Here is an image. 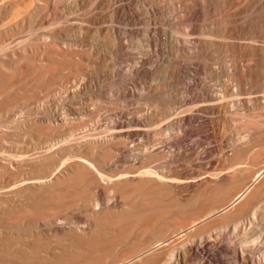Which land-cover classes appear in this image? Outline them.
<instances>
[{"label": "rangeland", "instance_id": "obj_1", "mask_svg": "<svg viewBox=\"0 0 264 264\" xmlns=\"http://www.w3.org/2000/svg\"><path fill=\"white\" fill-rule=\"evenodd\" d=\"M194 1L0 0V264H71L68 259L75 256L95 259L92 264H139L132 258L140 250L185 226L190 213L222 206L263 171L264 0H201L198 14ZM193 37L206 40L198 47ZM204 92L211 94L212 106L217 104L203 114L207 123L182 120L181 115H192L194 96ZM255 93L259 102L230 103ZM132 117L144 124L143 134L118 133V125L128 129ZM83 157L90 167L78 163ZM144 163L173 175H207V182L190 183L185 190L188 208L205 209L179 210L160 227L122 222V211L143 202L144 185L107 178ZM87 172H99L105 188L107 198L96 210L98 188L89 186ZM26 176L44 180V186L7 193L14 179L30 181ZM260 181L235 214L255 217L248 223L233 231L235 216L215 213L198 224L204 230L197 225L198 231L172 241L182 245L194 232L212 230L221 255L212 264H241L224 244L238 249L243 244L252 255L264 208ZM55 227L63 229L50 236L48 229ZM198 258L177 261L207 264Z\"/></svg>", "mask_w": 264, "mask_h": 264}, {"label": "bare ground", "instance_id": "obj_2", "mask_svg": "<svg viewBox=\"0 0 264 264\" xmlns=\"http://www.w3.org/2000/svg\"><path fill=\"white\" fill-rule=\"evenodd\" d=\"M194 1V0H193ZM208 1V0H207ZM203 2V1H202ZM202 2H201V0L199 1V0H195L194 1V5H195V8H196V10H195V12H196V14H198L199 13V11L201 10V9H199V7L202 5ZM209 3V2H208ZM193 4V3H192ZM221 4V3H220ZM213 5V4H212ZM218 5V4H217ZM202 6H204V5H202ZM208 6V5H207ZM214 6V5H213ZM223 7H224V5H223ZM202 8V7H201ZM210 8V7H209ZM194 9V8H193ZM204 10V9H203ZM195 14V13H194ZM192 38V37H191ZM194 38V37H193ZM198 38V37H197ZM195 39V38H194ZM203 39V38H202ZM209 39V38H208ZM206 40V39H205ZM205 40H204V42H205ZM211 40V39H210ZM204 42L202 41V40H199V39H195L194 41H193V43H194V45L195 46H198V45H200V44H204ZM175 43V42H174ZM212 43V42H211ZM222 44V43H221ZM220 44V45H221ZM208 45V44H207ZM211 45V44H210ZM223 45H224V42H223ZM255 45V44H254ZM199 47V46H198ZM263 47H264V45H263ZM22 48V47H21ZM202 49V48H201ZM24 51V50H23ZM63 51V50H62ZM14 52V51H13ZM12 52V53H13ZM132 68V67H131ZM194 69V68H193ZM132 72L133 73H135V74H139V70H137V67H133L132 68ZM131 72V73H132ZM195 73V72H194ZM137 74V75H138ZM196 81V80H195ZM195 81H193V82H195ZM192 83V82H191ZM194 85H195V83H193ZM196 84H197V82H196ZM131 91V90H130ZM133 91V90H132ZM127 92H129V91H127ZM130 93V92H129ZM205 93V92H204ZM203 93V95H196V96H194V98L195 99H193L194 101H195V103H194V105H193V107H192V115L191 116H182L181 115V119L183 120V119H185L186 121H189L190 122V120L192 119L193 121H195V122H198V124L200 123V122H202V123H205V121H206V117L207 116H204L203 114L204 113H208V111H210L211 109H213V107H214V105H217V104H214L213 106H212V104H211V102H210V99H211V94L210 93H205L204 94ZM132 94V93H131ZM209 94H210V97H209ZM213 94V93H212ZM215 98V97H214ZM260 101V94H258V93H255V94H246V95H242V96H240L237 100L235 99H233V100H231L230 101V103L232 104H236V103H242V104H244V105H248V104H250V103H253V102H259ZM213 103V102H212ZM215 103V102H214ZM239 104V105H240ZM216 109V108H215ZM213 111V110H212ZM211 112V111H210ZM130 117V116H129ZM138 117V116H137ZM179 119V118H178ZM181 120V121H182ZM131 125H129V128L128 129H126V128H123V126H121V125H118V128H117V132L118 133H120V134H129L130 136L131 135H138V134H143V131H144V124L139 120V119H134L133 117L131 118ZM207 123V122H206ZM205 123V124H206ZM114 124H116V123H114ZM199 125H201V124H199ZM116 126V125H115ZM179 126V125H178ZM179 129V128H178ZM114 130H116V129H114ZM192 130H193V128H192ZM192 130H189V131H192ZM185 132V131H184ZM187 133V132H186ZM154 135V134H153ZM185 136V135H184ZM117 138H119V137H117ZM183 138V137H182ZM111 139V138H110ZM114 139V138H113ZM184 139V138H183ZM103 141V140H102ZM178 141V140H177ZM87 142V141H86ZM85 142V143H86ZM100 143H101V141H99ZM104 142V141H103ZM88 143V142H87ZM105 143V142H104ZM177 143V142H176ZM80 144V143H79ZM115 144H116V142H115ZM182 144V143H181ZM101 145V144H100ZM106 145H108V144H106ZM105 145V146H106ZM117 145V144H116ZM80 146V148H81V146H85V145H79ZM110 146V145H109ZM108 146V147H109ZM185 146V145H184ZM87 147V146H86ZM107 147V148H108ZM114 147V146H113ZM104 148H106V147H104ZM111 148V147H110ZM116 148V147H115ZM121 148V147H120ZM124 149V147L122 148V149H120V150H122V151H124L123 150ZM85 150H87V148H85ZM119 150V149H118ZM122 151H120V152H122ZM140 157V156H139ZM88 158V157H87ZM7 161H8V159H6ZM16 160V159H15ZM89 160V159H88ZM3 162H4V160H2ZM13 161V160H12ZM24 161V160H23ZM28 161V160H27ZM78 161V163H79V161L80 162H87L88 163V161H86V157H83L82 159H78L77 160ZM90 161V160H89ZM16 162V161H15ZM19 162V161H18ZM26 162V161H25ZM10 163V162H9ZM81 163V164H82ZM83 163V164H84ZM140 163H142V162H140ZM148 163V162H147ZM14 164V163H13ZM8 165V164H7ZM78 165V164H77ZM137 165V164H136ZM4 166H5V164H4ZM10 166V165H9ZM8 166V167H9ZM11 166H13V165H11ZM90 167V165H89V163H88V165H86V167ZM70 167V166H69ZM74 167H76V165L74 166ZM85 167V166H84ZM83 167V168H84ZM72 168V167H71ZM133 169H129V170H123V171H118L117 173H114V174H111V176L110 177H106L107 178V181L108 182H116L117 183V181H119L120 179H124L123 181H127V180H130V179H133V180H136V182H137V184L138 183H141V184H143L144 185V189L145 190H143L144 191V193H143V202H139V201H137L138 203H133L134 202V200H133V202L132 201H130V202H132L131 204H134L131 208H127L128 210L129 209H131L130 211H128L127 209V211L125 212V211H122V217H123V219H122V222H124V223H128V224H133V225H135L137 228H138V226L139 227H141L142 228V226L145 228V227H149V226H154V225H158V227H160L161 226V224H164V221H165V219L167 218V219H169L168 217H171L170 219H172V218H174V216H176V215H178L177 214V211H179V210H182V209H185V208H188V206L189 207H191L190 206V204L187 206V201H188V196L186 195L187 193H185V190H187V187H186V185H190V183H193L194 184V182H207L206 180H208L209 178L207 177V175H203V174H196V175H193V176H179V175H173V173L171 172V171H168V172H160V171H158V170H156V169H151V168H149V166L146 164V163H144V164H139V165H137V166H135V167H132ZM68 170V167H67V169L64 171V173L66 172ZM82 170V169H81ZM87 170H89L88 168L87 169H85V172L87 171ZM76 171H78V175H79V170H76ZM261 171V170H260ZM257 172V174H255L254 175V177L248 182V184H246L244 187H242L240 190H238L232 197H230L229 199H227L228 201L224 204L223 202V205L222 206H216V207H218L217 209L216 208H211V210H209V211H204L203 213H199L198 215H195L194 216V214H193V216L191 215V213H190V217L192 216V218H190L189 217V222H187V224H185V226H183V227H179V228H177V230H173L170 234H168L167 235V237H165V239H162V240H160L159 242H157L156 244H152V245H149V246H147V247H145L144 249H142V250H140L136 255H134L133 256V262H135L136 263V261H138V259H140L141 260V258H142V260L140 261L139 260V264H178V262L179 261H177V257H182V258H185L186 256H190V255H194V256H196V257H199L200 259H203V260H205L203 263H207V264H212V261H214V263H217L218 262V260H220V256L221 255H218L219 254V252H218V254H217V250L218 249H215L214 248V246H215V244H216V240H215V238H212V235H211V233H212V230H209L208 231V229H207V231H205V233H204V231L201 233V232H192L193 234H194V236H195V238H192L191 239V241L190 242H188V243H185V244H182L181 245V243H179L180 245H178V244H175V242H173L172 240L174 239V238H176L179 234H182V232L183 233H186V232H190V231H192V230H195L194 228H196V231H198V229H197V225L199 224V223H201V222H203V221H205V219L207 220L208 218H210L211 216H215V215H213V214H215V213H222L223 214V212L224 211H228L230 214H231V216L233 215V216H235V214H237V213H239V211L240 210H242V208L244 207V204H246L247 202H248V199H250V198H248V197H250V195H248V193H250V191H251V189L253 190V188H255L256 186H259V185H257V182H258V180L260 181V179H259V177L261 176V174H262V172L264 171V169H263V171H261V172ZM68 172V171H67ZM67 172H66V174H67ZM71 172V171H70ZM75 173V172H74ZM53 174V173H52ZM76 174H77V172H76ZM82 174H84V172H82ZM98 174H99V172H98ZM98 174H96L97 176H95V175H88V172H87V174L86 175H88L89 177L87 178L88 180V184H89V186L92 188V187H96V188H98V195H99V198L96 200V201H94L93 200V202L95 203V205L93 206V203H92V205H89V206H93L92 207V209H95L96 210V208H100L99 207V205H101L102 204V199H104L106 196L104 195V193H105V191H104V187H102V186H100V184H99V180H100V178H98L99 177V175ZM64 175V174H63ZM68 175V174H67ZM81 175V174H80ZM86 175L84 176V177H86ZM53 176L54 177H57V175H55V173L53 174ZM59 176V175H58ZM26 178H27V176H26ZM29 178V177H28ZM27 178V179H28ZM81 178V177H80ZM104 178V177H103ZM106 178H104V179H106ZM86 179V178H85ZM29 180H30V178H29ZM83 181H84V179H83ZM105 181V180H104ZM120 182H122V181H120ZM135 182V181H134ZM264 183V181H263V178H262V181H260L259 182V184L261 183V184H263ZM45 182H44V180H38V181H34V179H32V180H30V181H26V179H22V180H15L14 179V181H12V182H10V184H8V191L9 192H7V193H12V194H14V193H16L17 191L19 192V191H23V189H24V191H26L25 189L26 188H24V187H30V186H32V187H36V188H40L41 186H44L43 184H44ZM141 184H140V186H141ZM7 187V186H6ZM28 187V188H29ZM136 187H137V185H136ZM132 190V189H131ZM23 191V192H24ZM129 191V190H128ZM141 191V190H140ZM5 192V193H6ZM139 193V192H138ZM141 193V192H140ZM130 194V193H129ZM132 194H134V191H133V193ZM131 194V195H132ZM137 194V193H136ZM159 194H161V195H159ZM251 194V193H250ZM105 196V197H104ZM135 196V195H134ZM137 196V195H136ZM140 196V195H139ZM138 196V197H139ZM157 196L159 197V198H157ZM162 199H161V198ZM107 198V197H106ZM127 198H129V196H127ZM132 198H133V196H132ZM136 198V197H135ZM134 198V199H135ZM200 198V197H199ZM113 199H115L116 201H117V197H115L114 196V198ZM159 199V200H158ZM166 199V200H165ZM106 200V199H105ZM196 200V199H195ZM85 202V201H84ZM105 202V201H104ZM88 203V202H87ZM215 203V202H214ZM85 204V206H86V203H84ZM89 204H91V203H89ZM130 204V203H129ZM204 204V203H203ZM203 204H201L200 203V205H203ZM205 205V204H204ZM220 205V204H219ZM104 207H105V204L103 205ZM256 206V205H255ZM87 207V206H86ZM102 207V206H101ZM202 207L203 206H198L196 209H194L193 210V208L191 209V208H188L187 210H190L191 209V211L193 210L194 211V213H196L197 214V212L198 211H200L201 209H202ZM205 207V206H204ZM203 207V208H204ZM213 207H214V205H213ZM254 208V207H253ZM122 209H124V208H122ZM121 209V210H122ZM205 209V208H204ZM203 209V210H204ZM216 209V210H215ZM98 210H100V209H98ZM104 210V209H103ZM121 210H120V212H121ZM187 210H185V211H187ZM203 210H201V211H203ZM250 210V209H249ZM251 210H253V209H251ZM250 210V211H251ZM102 211V210H101ZM100 211V212H101ZM191 211H187L188 213L189 212H191ZM244 211V210H243ZM255 211V210H254ZM92 212H95V211H93L92 210ZM183 212V211H182ZM256 212V211H255ZM88 213H89V211H88ZM88 213H87V215H88ZM96 213V212H95ZM246 213H247V211H246ZM251 213V212H250ZM253 213V212H252ZM93 214V213H92ZM91 214V215H92ZM120 214V213H119ZM249 214V211H248V213L246 214V215H248ZM97 215V214H96ZM240 215V214H239ZM241 215H245V214H241ZM245 215V216H246ZM253 215H255V213H253ZM222 217L224 216V214L223 215H221ZM261 216V217H260ZM91 217V216H90ZM115 217V216H114ZM252 215L250 216V217H244V216H235V217H233L232 219H230V221H231V225L233 226V231H236V226H238V225H243V223H245V222H249L250 221V219H252ZM116 218V217H115ZM213 218V217H212ZM215 218V217H214ZM217 218V217H216ZM253 218H255V217H253ZM114 219V218H113ZM119 219V218H118ZM118 219H116V220H118ZM167 219H166V221H167ZM221 219V218H220ZM259 219H260V221H259V224H257V229H256V231H255V239H256V241H255V247H254V250L251 252L252 253V255H249V252H248V250H247V248L246 247H244L243 246V244L241 245V247L238 249L235 245H233V244H228V242H227V244H224V245H226V247H225V251L229 254H234V256L235 257H237V256H239L240 257V261H241V264H264V208H263V210H262V212H261V215H259ZM94 221V220H93ZM119 221V220H118ZM128 221H130L131 223H129ZM170 221V220H169ZM209 221V220H208ZM207 221V222H208ZM115 222H117V221H115ZM120 223H121V221H119ZM118 222V223H119ZM222 222V221H221ZM256 222H258V221H256ZM227 223H228V221H227ZM90 224V223H89ZM125 224V225H126ZM204 224V223H203ZM203 224H202V226H203ZM220 224V227H223L224 226V222H223V224L222 223H219ZM124 225V224H123ZM131 226L133 229H135V226ZM160 225V226H159ZM164 225H166V224H164ZM201 225V224H200ZM241 225V226H242ZM87 226H89V225H87ZM126 226H128V225H126ZM163 226V225H162ZM219 226V225H218ZM123 227V226H122ZM164 227V226H163ZM162 227V228H163ZM215 227V226H214ZM226 227V226H225ZM88 228V227H87ZM126 228H128V227H126ZM140 228V229H141ZM198 228H200L199 227V225H198ZM217 228V227H216ZM63 229V228H62ZM61 229V227L60 228H57V227H55V228H49L48 229V231H49V233L51 234H48V235H50V236H57V235H59L58 234V232L60 231V230H62ZM105 229V228H104ZM130 229V228H129ZM129 229H127V230H129ZM201 229V228H200ZM118 230H119V228H118ZM123 230V229H122ZM125 230V229H124ZM201 230H204V229H201ZM229 230V229H228ZM105 231V230H104ZM135 231V230H134ZM218 231V230H217ZM37 232V231H36ZM87 232H89V231H87ZM91 232V231H90ZM89 232V233H90ZM123 232V231H122ZM121 232V233H122ZM125 232H126V230H125ZM128 232V231H127ZM130 232H132L133 233V230L131 229L128 233H129V235H130ZM85 233H86V231H85ZM92 233V232H91ZM90 233V234H91ZM131 233V234H132ZM136 232H134V234H135ZM213 233H214V231H213ZM39 234L40 233H38V234H36V237H35V239H37V235H38V237H39ZM57 234V235H56ZM94 234V233H93ZM92 234V235H93ZM96 234V233H95ZM98 234V233H97ZM100 234V233H99ZM99 234H98V236H99ZM127 234V233H126ZM196 234V235H195ZM222 234V233H221ZM44 235V234H43ZM91 235V236H92ZM137 235V234H136ZM32 236H34V235H32ZM98 236H94V237H98ZM214 236V235H213ZM222 236V235H221ZM42 237V236H41ZM59 237V236H58ZM100 237V236H99ZM192 237H193V235H192ZM216 237V236H215ZM54 238V237H53ZM92 238V237H91ZM179 238V237H178ZM42 239H44V238H42ZM41 238H40V241L42 240ZM51 239V238H50ZM49 239V240H50ZM94 239V238H93ZM100 239H101V237H100ZM226 239V238H225ZM39 240V239H38ZM56 240V239H55ZM59 241H60V239H58ZM75 240H76V238H75ZM79 240V239H78ZM85 240V242H86V239H84ZM84 240H82V241H84ZM175 241H176V239H174ZM179 240V239H178ZM177 240V242L176 243H178L179 241H181V240H179L178 241ZM34 241V240H33ZM52 241V240H51ZM50 241V242H51ZM80 241V240H79ZM220 241V240H219ZM228 241V240H227ZM44 242H47V240L45 241L44 240ZM49 242V243H50ZM61 242V241H60ZM76 242V241H75ZM92 242V241H91ZM231 242V241H230ZM34 243H36V241L34 242ZM53 243H56V242H53ZM83 242H81V244H82ZM87 243L88 242H86L85 244L87 245ZM99 243V242H98ZM97 243V244H98ZM168 243H170V244H168ZM225 243H226V241H225ZM41 244H42V242H41ZM45 244V243H44ZM75 244H77V242L75 243ZM80 243H78L77 244V246L76 247H78V245H79ZM110 244V243H109ZM47 245H48V242H47ZM55 245V244H54ZM69 245V244H68ZM74 245V244H73ZM84 245V244H83ZM95 245V244H94ZM93 245V246H94ZM113 245V244H112ZM164 245H166L165 247H162V246H164ZM218 245V244H217ZM32 246V245H31ZM57 246V245H56ZM59 246V245H58ZM81 246V245H80ZM88 246V245H87ZM89 246H91V244H90V242H89ZM110 246V245H109ZM221 246H223V245H221ZM36 246L34 245V248H35ZM46 247H48V246H46ZM65 247H66V244H65ZM70 247V246H69ZM82 247H84V246H82ZM40 248H41V246H40ZM45 248V247H44ZM49 248V247H48ZM54 248V247H53ZM57 248V247H56ZM55 248V249H56ZM58 248H60V247H58ZM64 248V247H63ZM68 248V247H67ZM71 248H72V246H71ZM91 248V247H90ZM165 248V249H164ZM220 248V247H219ZM47 249V248H46ZM46 249H44V250H46ZM73 249V248H72ZM75 249V248H74ZM79 249V248H78ZM77 249V250H78ZM159 249H161V250H159ZM50 250V249H49ZM71 250V249H70ZM82 250V249H81ZM87 250V249H86ZM40 251V250H39ZM55 251V250H54ZM54 251H53V253H52V251H50L52 254H55L54 253ZM57 251V250H56ZM64 251H66V250H64ZM75 251H76V249H75ZM79 251H80V249H79ZM83 251V250H82ZM81 251V252H82ZM89 251V250H88ZM224 251V252H225ZM251 251V250H250ZM36 252H38L36 249H35V253ZM49 252V251H48ZM77 252V251H76ZM84 252V251H83ZM82 252V253H83ZM87 252V251H86ZM225 252V253H226ZM41 254H42V252H40ZM38 254V255H41V254ZM59 253V252H58ZM61 253V252H60ZM60 253H59V255H60ZM66 253V252H65ZM74 253V252H73ZM73 253H72V257H73ZM80 253V252H79ZM78 253V254H79ZM89 253H91V252H89ZM88 253V254H89ZM29 255H30V253H28ZM32 254V253H31ZM48 254V253H47ZM63 254H64V252H63ZM63 254H61V255H63ZM68 254V253H67ZM33 255V254H32ZM49 255V254H48ZM56 255V254H55ZM58 255V256H59ZM75 255H77V254H75ZM74 255V256H75ZM85 255V254H84ZM57 256V255H56ZM68 256V255H67ZM66 256V257H67ZM78 256V255H77ZM83 256V255H82ZM82 256H80V257H82ZM89 256V255H88ZM224 256V255H223ZM229 256V255H228ZM40 257V256H39ZM54 257V256H53ZM231 257V256H230ZM58 258V257H57ZM57 258H55V259H57ZM74 258V257H73ZM71 259L70 260V258L68 259L69 261H67V263L69 262V263H71V264H92L94 261L93 260H95V259H91V258H80V259H78V257H76L75 256V259ZM198 258V259H199ZM55 259H53V261L55 260ZM61 259V258H60ZM132 259H131V261H132ZM57 260H59V259H57ZM57 260H56V262H57ZM96 261V260H95ZM61 262H63V260H61ZM124 262H127V261H124ZM124 262H122V263H124ZM129 263H130V260L128 261ZM54 263H55V261H54ZM64 263V262H63ZM66 263V262H65ZM64 263V264H65ZM97 262H95L94 264H96ZM121 263V264H122ZM213 263V264H214ZM6 264V263H5ZM8 264V263H7ZM21 264V263H20ZM52 264H53V262H52ZM57 264V263H56ZM61 264V263H60ZM116 264V263H115ZM120 264V263H119ZM201 264H202V261H201ZM233 264V263H232Z\"/></svg>", "mask_w": 264, "mask_h": 264}]
</instances>
